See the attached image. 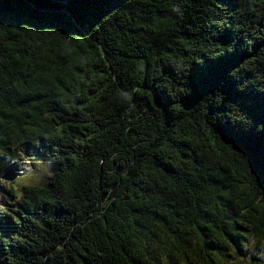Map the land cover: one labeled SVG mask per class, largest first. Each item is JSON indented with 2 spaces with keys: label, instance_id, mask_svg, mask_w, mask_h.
Masks as SVG:
<instances>
[{
  "label": "trees",
  "instance_id": "1",
  "mask_svg": "<svg viewBox=\"0 0 264 264\" xmlns=\"http://www.w3.org/2000/svg\"><path fill=\"white\" fill-rule=\"evenodd\" d=\"M262 99L264 0H0V264H264Z\"/></svg>",
  "mask_w": 264,
  "mask_h": 264
},
{
  "label": "rangeland",
  "instance_id": "2",
  "mask_svg": "<svg viewBox=\"0 0 264 264\" xmlns=\"http://www.w3.org/2000/svg\"><path fill=\"white\" fill-rule=\"evenodd\" d=\"M28 150L29 152L26 155L28 159L24 156L23 158L15 162L12 168L15 170L16 173L17 166L19 167L22 161L24 162L29 160L30 163L28 161L27 162L35 168V171L29 172L30 170L29 165L24 164L21 171L23 170L25 173L29 172V174L27 173L28 175L20 178L25 179V181H27V178L33 176L34 182H40L43 176L50 174L52 172L51 164L45 156L39 153H35L32 148H29Z\"/></svg>",
  "mask_w": 264,
  "mask_h": 264
},
{
  "label": "snow or ice",
  "instance_id": "3",
  "mask_svg": "<svg viewBox=\"0 0 264 264\" xmlns=\"http://www.w3.org/2000/svg\"><path fill=\"white\" fill-rule=\"evenodd\" d=\"M261 103H262V105H264V99L261 100ZM261 179L264 180V178H261ZM262 186H264V185H262Z\"/></svg>",
  "mask_w": 264,
  "mask_h": 264
},
{
  "label": "bare ground",
  "instance_id": "4",
  "mask_svg": "<svg viewBox=\"0 0 264 264\" xmlns=\"http://www.w3.org/2000/svg\"><path fill=\"white\" fill-rule=\"evenodd\" d=\"M12 173H13V171H12Z\"/></svg>",
  "mask_w": 264,
  "mask_h": 264
}]
</instances>
